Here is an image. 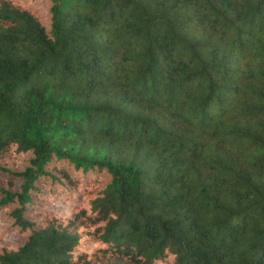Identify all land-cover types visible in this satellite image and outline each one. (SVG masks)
I'll list each match as a JSON object with an SVG mask.
<instances>
[{
  "label": "trees",
  "instance_id": "1",
  "mask_svg": "<svg viewBox=\"0 0 264 264\" xmlns=\"http://www.w3.org/2000/svg\"><path fill=\"white\" fill-rule=\"evenodd\" d=\"M0 264H264V0H0Z\"/></svg>",
  "mask_w": 264,
  "mask_h": 264
}]
</instances>
